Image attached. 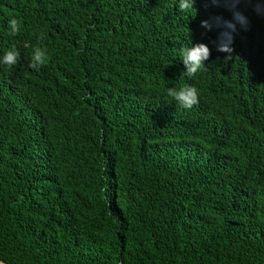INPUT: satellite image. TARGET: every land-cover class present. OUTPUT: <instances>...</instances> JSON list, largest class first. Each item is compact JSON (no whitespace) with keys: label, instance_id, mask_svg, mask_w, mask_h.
Segmentation results:
<instances>
[{"label":"trees","instance_id":"16d2710c","mask_svg":"<svg viewBox=\"0 0 264 264\" xmlns=\"http://www.w3.org/2000/svg\"><path fill=\"white\" fill-rule=\"evenodd\" d=\"M177 3L0 0V57L20 52L0 64V261L264 264V0Z\"/></svg>","mask_w":264,"mask_h":264},{"label":"clouds","instance_id":"9594fccd","mask_svg":"<svg viewBox=\"0 0 264 264\" xmlns=\"http://www.w3.org/2000/svg\"><path fill=\"white\" fill-rule=\"evenodd\" d=\"M233 3H238L239 0H232ZM195 0H178L177 6L180 12L187 13L189 10L194 8ZM259 11V8L257 9ZM235 19L238 20L242 25L247 24V18L241 13H235ZM226 29L231 31H222L219 35L217 43V51L227 53L225 61H231L233 59L232 53L234 49L232 32L235 31V24L230 21L223 22ZM202 26L211 29V25L208 21L202 22ZM219 26V22H218ZM9 32L10 36L18 35L20 33L19 21L16 18L9 20ZM42 39L43 37H38ZM48 50L46 48L35 47L31 54L30 67L38 70L40 67L45 66L48 59ZM211 50L206 44H196L190 47H183L181 50V58L185 65L186 71L183 76L194 77L200 70H202L206 61L210 58ZM20 52L13 47L7 51L2 57H0V64L7 67H12L19 62ZM167 95L172 97L176 104L184 109L190 110L194 106H197L200 102V94L194 86H184L179 90L170 87L167 90ZM3 264V261H0Z\"/></svg>","mask_w":264,"mask_h":264},{"label":"water","instance_id":"95a60500","mask_svg":"<svg viewBox=\"0 0 264 264\" xmlns=\"http://www.w3.org/2000/svg\"><path fill=\"white\" fill-rule=\"evenodd\" d=\"M3 264H9V263H7V262L3 261Z\"/></svg>","mask_w":264,"mask_h":264}]
</instances>
